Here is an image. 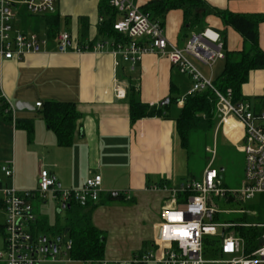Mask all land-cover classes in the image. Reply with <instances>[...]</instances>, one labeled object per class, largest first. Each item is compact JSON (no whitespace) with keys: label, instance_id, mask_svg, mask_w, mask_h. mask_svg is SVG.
<instances>
[{"label":"crops","instance_id":"obj_1","mask_svg":"<svg viewBox=\"0 0 264 264\" xmlns=\"http://www.w3.org/2000/svg\"><path fill=\"white\" fill-rule=\"evenodd\" d=\"M151 1L156 0H134L141 8ZM205 1L213 8L233 13L264 14V0ZM99 2L57 0V11L41 16L30 15L20 6L13 22L14 31L35 32L46 44L22 60L0 56V105L6 102L10 109L13 107L12 121L0 119V163L5 162L0 166V180L14 185L18 191H34L38 188L41 170H48L65 190L82 188L93 175H101L103 179L100 200L82 205L81 211L82 214L91 212L93 226L103 235V259L76 261L71 259L69 251L59 256V260L42 264H131L136 257L154 252L161 212L170 197L168 190L180 188L183 185L180 180L188 177L190 171L188 152L183 148L177 125L182 109L171 112L169 106L168 117L144 118L132 123L130 102L135 89V97L141 103L161 106L166 99L170 105L179 100L177 103L183 108L192 79L182 74L167 57L156 53L145 54L133 66L115 56L111 45L100 52L74 51L75 47L114 42L99 34ZM50 16L58 17V32L54 35L49 33L46 22ZM162 21L168 41L178 48H184L193 34L208 27L224 34L227 51H239L243 47L242 37L232 28H225L215 16H209L205 26H196L194 30L184 28L181 10L168 12ZM60 32L70 35L69 51H62L57 45ZM259 45L264 51V23L259 26ZM195 64L199 69L204 66ZM213 67H206L212 75ZM212 75L204 74L215 81L217 77ZM117 86L125 92V98L117 97ZM171 99L174 101L170 102ZM17 102L28 103L35 109L19 111L15 107ZM47 102L75 104L81 118L70 145L59 144L56 133L41 114L42 107H37L38 103L43 106ZM219 121L218 116L217 126ZM19 129L27 131L30 138L27 153L35 163L29 171L25 162L10 152L12 136H17ZM11 158L13 161L9 162ZM7 163L14 165L13 180L6 181L1 170ZM50 200L32 201L38 217L35 233L52 235L57 240L69 234V211L58 209L59 216L64 212L67 215L65 225L51 226L47 216L36 212V203L40 210ZM60 229L61 236L57 234Z\"/></svg>","mask_w":264,"mask_h":264},{"label":"built area","instance_id":"obj_2","mask_svg":"<svg viewBox=\"0 0 264 264\" xmlns=\"http://www.w3.org/2000/svg\"><path fill=\"white\" fill-rule=\"evenodd\" d=\"M110 5L119 16L114 30L128 42H102L93 47H75L74 51L100 52L111 45L115 56L133 66L148 53L167 57L182 74L192 79L188 95L207 90L215 93L218 128L229 121L240 127L246 164L244 183L239 190L225 189L218 170L212 165L205 169L200 180L194 178L180 188H170L167 206L161 212L159 235L154 241L155 251L136 257L131 264H264V223L242 224L243 228L261 231L255 240L256 247H251L236 231L234 223L218 221L220 214L228 212L221 211L214 203L215 199L232 202L233 198L247 202L264 194V107L259 109L246 100L235 103L231 89L220 92L214 81L205 77L195 64L212 69L215 63L226 59L221 33L205 28L193 34L184 48H178L168 41L162 23L145 13L134 0H110ZM20 6L33 16L49 15L57 11V0H0V56L7 60H22L46 44L35 32L14 31L13 22ZM103 21L100 18V23ZM57 45L60 50L69 51L70 35L58 33ZM115 92L121 99L126 96L119 86ZM37 107L42 104L38 103ZM211 152L216 155L215 149ZM1 170L6 181L13 180L12 163L3 165ZM102 183L101 175H93L82 188L65 190L48 170L40 171L38 188L34 191H18L14 185L0 180V211L5 219L0 225L4 236L0 264H42L59 260V256L71 250L73 242L62 247L57 240L35 233L38 217L32 201L51 198L61 210L73 203H96L101 198ZM181 232L187 234H178Z\"/></svg>","mask_w":264,"mask_h":264},{"label":"trees","instance_id":"obj_3","mask_svg":"<svg viewBox=\"0 0 264 264\" xmlns=\"http://www.w3.org/2000/svg\"><path fill=\"white\" fill-rule=\"evenodd\" d=\"M142 9L145 13L150 14L153 19L160 21L163 26L162 20L168 12L181 10L184 14V28L205 26L207 18L215 16L222 21L225 28L230 27L235 30L243 39V47L239 51L229 52L226 49L224 69L214 81V85L222 93L231 89L235 103L247 98L243 94V87L249 83L251 73L264 71V51L259 45V26L264 23V14H241L229 10H220L211 7L205 0H156L149 2ZM99 14L101 18H104L99 26V34L103 37L112 38L115 43L126 44L128 39L114 30V24L119 16L111 7L110 0H100ZM46 22L50 27L49 33L51 35L56 34L58 32V17H47ZM222 37L224 39V34ZM132 94L133 98L130 102L132 123L144 118L168 117L170 104L150 106L141 103L135 97V89H132ZM173 101L171 99L170 102ZM217 102L215 93L210 90L186 97L181 114L177 119V125L183 148L187 150L188 156L190 155L191 139L201 134L206 136L215 131L218 123ZM41 114L48 127L56 133L59 144L62 146L70 145L81 118L75 104L71 102H47L42 106ZM0 119L13 120L12 111L6 102L0 105ZM17 125H19L18 121H16ZM28 129L32 131L31 128ZM218 174L221 176V172L218 171ZM251 208V211L256 212V216L244 214L238 220L239 223L227 222L234 223L237 226L236 231L246 238L248 245L256 247L255 240L261 235V231L256 228H243L242 224L264 223V194L260 195L258 203ZM68 211L67 228L73 241L69 253L71 259L84 262L102 260L105 241L102 240V233L92 224L91 212L82 214V204L75 205V203L71 204ZM219 220L220 217H218ZM57 234L61 236L62 229Z\"/></svg>","mask_w":264,"mask_h":264},{"label":"rangeland","instance_id":"obj_4","mask_svg":"<svg viewBox=\"0 0 264 264\" xmlns=\"http://www.w3.org/2000/svg\"><path fill=\"white\" fill-rule=\"evenodd\" d=\"M18 21V20H17ZM19 22V21H18ZM194 28H190V30ZM239 46V44H238ZM225 62L219 61L213 67V75L210 69L200 66V69L208 77L219 76L222 73ZM186 84V82H185ZM191 89V88H190ZM243 94L247 97L245 100L256 105L259 109L264 107V71H256L250 75V80L247 85L243 88ZM171 112L180 111L182 108L177 102H173L170 105ZM16 132V130H15ZM226 133V135H225ZM240 127L233 121H229L223 127L218 128L209 133L208 135H198L190 141V155H189V174L188 177L181 179L180 182L186 184L187 181L192 179L200 180L204 170L208 166H214L221 172V180L224 184L225 189L239 190L242 188L244 183V172H245V154L242 150L243 142L240 140ZM216 136V137H215ZM29 134L25 130H20L16 136L13 134L10 143V152L17 154V159L20 162H25L24 165L28 166V171L34 165L35 160L30 157L27 153L29 145ZM216 141V145H215ZM207 146V147H206ZM216 150V155L212 154L211 151ZM13 161V158L9 162ZM16 161V160H15ZM215 161V163H214ZM3 162L2 164H4ZM0 163V166L2 165ZM180 183V184H181ZM260 196L255 197L253 200L247 202H240L238 199L232 202H226L224 200L215 199L214 203L218 209L228 213H222L219 215L220 222L233 221L239 223V219L244 214L256 216V212L251 211V207L256 205L259 201ZM59 204L53 200H50L45 207L38 208L36 203L37 214L47 216L51 222V226L56 227L58 224L61 226L65 225L67 215L64 212L62 215H58ZM4 215L0 211V225L4 223ZM58 223V224H57ZM258 224L257 222H254ZM39 234V233H37ZM49 239H53L52 235H48ZM71 236L63 235L62 240L59 243L60 246L65 247L70 241ZM4 246V236L0 232V250Z\"/></svg>","mask_w":264,"mask_h":264},{"label":"water","instance_id":"obj_5","mask_svg":"<svg viewBox=\"0 0 264 264\" xmlns=\"http://www.w3.org/2000/svg\"><path fill=\"white\" fill-rule=\"evenodd\" d=\"M169 104V99H166L162 104L161 106H164V105H168ZM16 109L19 110V111H22V110H34L35 108L32 107L31 105H29L28 103H23V102H17L16 105H15ZM221 171H223V169H221ZM60 186V184H58ZM63 209H65L66 207L63 206L62 207ZM67 208H70V206H68ZM225 232V229L224 231ZM68 233V231H66V234ZM62 240V237H58L57 238V241L60 242Z\"/></svg>","mask_w":264,"mask_h":264},{"label":"snow or ice","instance_id":"obj_6","mask_svg":"<svg viewBox=\"0 0 264 264\" xmlns=\"http://www.w3.org/2000/svg\"><path fill=\"white\" fill-rule=\"evenodd\" d=\"M178 234L186 235L187 233H185V232H181V233H178Z\"/></svg>","mask_w":264,"mask_h":264}]
</instances>
